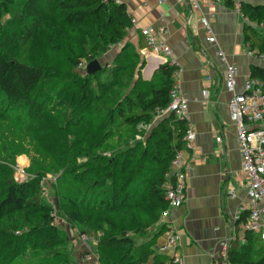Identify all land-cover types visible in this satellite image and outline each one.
Listing matches in <instances>:
<instances>
[{
	"label": "trees",
	"instance_id": "1",
	"mask_svg": "<svg viewBox=\"0 0 264 264\" xmlns=\"http://www.w3.org/2000/svg\"><path fill=\"white\" fill-rule=\"evenodd\" d=\"M22 2L25 6L20 20L24 22L26 17L32 18V23L26 25L29 30L37 28L41 21L48 16L51 17L52 13L70 31L79 29L88 31L91 41L83 46L81 52L69 48L67 60L71 78L79 76L76 70L80 64L98 60L113 46L123 42L133 26V19L126 5L117 0ZM10 13L8 2L1 3L0 23L4 16ZM241 13L248 19L244 27V40L249 51L259 58H264V0L257 4L242 2ZM22 33L14 34V38H23ZM145 43L142 41L140 48L145 47ZM131 48V45H126L124 50L128 51ZM133 56H137L136 51ZM115 67L119 69L114 70L110 78L116 77L119 70L127 71V68L121 65ZM177 71L175 64L161 65L154 76V79L158 80L156 84L154 79L151 82L141 79L134 82L132 75H125L111 85L116 88L107 97L97 94L98 89L102 88L93 80L94 77H98L97 75L106 73V69H102L90 76L77 77L72 83L74 89L68 93L63 84L47 82V73L43 65L20 60L10 51L0 52V120L13 122L15 117L23 114L26 115V119L33 115L32 126H37L39 123L51 122L48 115L55 113L54 106L60 108L68 105L71 108L70 116L56 114L53 118L63 119L64 125L61 127L72 134L74 141L81 129L88 127V130L81 134V140L78 136V144L89 145L82 156L90 158L92 154L89 149L100 148L112 134H116L117 132L113 130L118 122L135 128L142 122L152 121L158 110L167 109ZM56 77V74L51 75L52 79ZM251 77L264 81V67H253ZM96 87V98L93 99ZM99 99L107 101L106 108L92 107L91 103ZM10 106L11 110L2 116ZM87 111L92 112L94 116L88 117L85 114ZM185 123L172 113L162 117L154 124L146 141L147 146L142 147L143 142H135L133 145L125 142L127 148L118 150L111 158L95 155L100 164H94L92 160L85 162L81 165L80 179L77 178L74 182L70 181L69 177L75 176L76 171L68 166L62 170L64 178L58 188L60 209L67 214L73 224L81 228L82 234H88V227L102 232L97 246H94L101 264H147L154 254L153 240L137 243L136 239L146 236L149 229L158 222L161 212L166 209L167 200L162 186L176 152L185 146L183 140ZM94 130L96 132H93ZM74 144L71 142L68 149H79ZM138 153L139 156L136 158ZM36 168L38 172L35 179L17 182L12 175V169L0 164V222L13 216H17V220L26 217L30 228L27 239H30L33 245L37 243V247H41L48 255H55L56 250L51 241L38 242L33 238L40 230V223L47 227L52 238L54 236L55 239L57 232L53 225L52 207L39 195V184L45 171L42 165ZM131 174L145 177V183L142 185L138 180L130 179ZM79 184L83 188L80 189ZM149 208L153 209V216L150 215ZM84 213L88 214L85 221ZM248 213L249 210H245L240 219L245 222ZM36 214L40 216V223L37 222V218L32 219ZM30 221L38 225L35 223L32 225ZM20 223L21 228H24V224ZM165 229L167 226H164L163 231ZM245 231L251 242L250 246L244 253L231 252L230 263L264 264V243L260 235ZM17 243L14 233L4 228L0 229L1 252L14 250ZM170 261V257L156 256L153 264H169Z\"/></svg>",
	"mask_w": 264,
	"mask_h": 264
},
{
	"label": "crops",
	"instance_id": "2",
	"mask_svg": "<svg viewBox=\"0 0 264 264\" xmlns=\"http://www.w3.org/2000/svg\"><path fill=\"white\" fill-rule=\"evenodd\" d=\"M117 1L126 5L133 26L124 42L110 51L116 54L124 45H131L141 58L144 80L150 81L165 61L145 52L146 46L140 48V43L145 41L141 30L164 26L167 30L164 39L178 68L174 79L188 101L190 122L196 132L194 152H186L184 156L186 161H192L186 200L182 207L170 210L149 229L143 241L155 243L154 254L147 264H153L156 256L169 257L161 251L167 240V229H163L168 225L179 235L178 252L185 264H209L221 260L225 252L228 257L231 252L244 253L251 242L240 218L251 208L247 193L249 179L242 172L239 142L229 111L231 94L225 88L224 66L216 52L222 49L238 66V91H241L252 68L264 67V60L250 54L244 40L248 19L236 10V4H257L261 0H220L193 13L186 0ZM203 13L212 15L216 44L206 40L200 22ZM206 91L210 92L209 98L205 97ZM219 136L221 142L217 141Z\"/></svg>",
	"mask_w": 264,
	"mask_h": 264
},
{
	"label": "rangeland",
	"instance_id": "3",
	"mask_svg": "<svg viewBox=\"0 0 264 264\" xmlns=\"http://www.w3.org/2000/svg\"><path fill=\"white\" fill-rule=\"evenodd\" d=\"M22 1L0 0V4L8 2L11 8V13L5 15L0 23V52L10 51L11 54H15L20 60L30 64L43 65L47 73V82L51 83L54 81L55 84H63L65 91L69 93L74 89L72 83H74L73 81L77 77L83 78L87 75H92L86 73L87 66L86 68H80L79 66L76 70L79 76L71 78V69L67 60L69 48H75L78 52H81L83 46L89 44L91 39L88 31L85 29L70 31L52 13L51 17H46L37 28L29 30L26 25L32 23V18L26 17L24 22L20 20L25 6ZM20 33L24 34L23 38H14V34L18 35ZM9 42H11V45H9ZM54 45L56 46L55 48ZM126 45L120 49L119 53L113 54L110 51L111 48L98 59L103 69H106V73L93 78L94 83H99L102 88L101 90L98 89L97 93L96 87L93 99L95 93L98 95L103 94L107 97L110 96L116 88L111 85L116 80H121L125 75H132L134 82L138 79L151 82L154 79L155 73L150 81L144 80L141 72L140 56L138 54L135 57L133 56L135 52L134 48L125 51ZM133 62H135V65H133ZM86 64L88 65V63ZM116 65L127 68V71L119 70L116 77L110 78L111 73L119 69L115 67ZM52 74H56V79L51 78ZM154 82L156 84L158 80L154 79ZM110 87L112 88L110 89ZM143 91L147 92L146 90ZM106 102L99 99L91 104L92 107L100 109L102 106L106 108ZM11 108L12 106L8 107L2 113V116H5ZM54 110L55 113L48 115L51 122L39 123L37 126H32L31 120L33 119V115L30 119H26V115L23 114L22 116L15 117L13 122L0 120V164L12 169V175L17 182L35 179L38 172L36 167L39 165L43 166L45 173L39 184V195L46 204L52 207L53 225L57 232L55 239L54 236L52 238L51 232L47 227L45 228L44 224L39 222L40 216L36 214L32 219L37 218V222L40 223V230L33 235V238L38 242L51 241L56 254L48 255L41 247H37V243L33 245L30 239H27V232L30 228L27 225L26 217L17 220V216H13L8 220L1 221L0 229L4 228L14 233L18 243L14 250L0 251V264H85L83 256L86 249H88V245L94 250V246H97L98 240L103 234L92 227H88L87 235L82 234L81 228L73 224L67 214L60 209L58 188L64 178L62 170L66 166L73 168L72 170L76 171V175H71L69 180L74 182L77 178L80 179V173L82 172L81 165L85 162L88 163L92 160V163L100 164L95 155L101 158H111L112 154H115L118 150L121 151L123 148H127L125 142L128 145H133L135 142H143L142 147L147 146L146 141H148L154 124L161 119L155 115L152 121L142 122L135 128H129L123 122H118L113 130L117 133L112 134V137L102 144L100 148L89 149L92 156L87 158L83 157L82 154L88 149L89 145L82 143V146H79L78 140H81V134H84L88 130V127L81 129L78 133L79 139L77 136L74 141L72 134L62 129L61 126L64 125L63 119L53 118V115L56 114L70 116V106L67 105L60 108L54 106ZM85 114L88 117L94 116L89 111L85 112ZM27 128L29 131L26 130ZM93 132H96V130ZM71 142L75 143L74 145L80 150L76 148L68 149ZM42 152L44 153L41 155ZM138 156L139 153L136 155V158ZM52 169L54 171H49ZM129 178L134 181L138 180L142 185L145 183V177L141 175L131 174ZM79 186L80 189L83 188L81 184ZM164 211L165 209L161 212L158 222L165 218ZM149 213L152 216L154 215L152 208H149ZM87 216L88 214L84 213V221ZM20 222H22V225L24 224V228H21ZM34 223L38 225L36 222H31L32 225ZM145 238L147 236L137 237V243L143 242Z\"/></svg>",
	"mask_w": 264,
	"mask_h": 264
},
{
	"label": "built area",
	"instance_id": "4",
	"mask_svg": "<svg viewBox=\"0 0 264 264\" xmlns=\"http://www.w3.org/2000/svg\"><path fill=\"white\" fill-rule=\"evenodd\" d=\"M165 0H159L160 3ZM191 12H200L203 6H214L220 0H186ZM236 10L241 12V4H236ZM209 13H203L200 22L206 34L209 44H216L217 39L211 25ZM246 18V17H245ZM167 30L164 26L148 27L141 30L145 39V52L152 53L164 58L165 63L174 64L172 51L164 35ZM250 54H253L250 52ZM224 66L225 88L231 94L229 100L230 117L235 124L236 137L239 142V152L242 163V172L248 177L249 183L247 193L251 200V208L243 224L244 230L259 234L264 241V81L257 77L249 76L243 85V89L238 91V66L230 61L222 49L216 52ZM264 60L263 57H260ZM87 64H80V68H86ZM210 92H205V97L209 98ZM174 114L185 123V146L176 152L169 171L166 173V180L162 186L167 200V208L164 211L166 217L170 210L183 206L186 200L187 176L191 168L192 161H186L185 153L194 152L196 132L190 122V112L188 101L179 89L177 83L173 85L170 92V104L167 109L158 110L157 116L162 118L168 114ZM221 142L222 138L217 137ZM196 155H193V160ZM88 245V244H87ZM223 247H226L224 244ZM179 235L172 226H167V240L161 251L167 253L171 261L169 264H185L182 256L178 252ZM93 248L88 245L83 262L85 264H100L99 258ZM209 264H231L226 252L222 254L221 260L211 261Z\"/></svg>",
	"mask_w": 264,
	"mask_h": 264
},
{
	"label": "water",
	"instance_id": "5",
	"mask_svg": "<svg viewBox=\"0 0 264 264\" xmlns=\"http://www.w3.org/2000/svg\"><path fill=\"white\" fill-rule=\"evenodd\" d=\"M103 67L100 64L99 60H94L90 63H88L87 68H86V73L87 74H94L97 71L102 70Z\"/></svg>",
	"mask_w": 264,
	"mask_h": 264
}]
</instances>
